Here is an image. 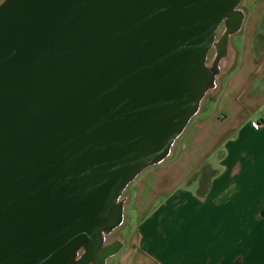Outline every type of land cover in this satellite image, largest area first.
Masks as SVG:
<instances>
[{
  "label": "water",
  "instance_id": "1",
  "mask_svg": "<svg viewBox=\"0 0 264 264\" xmlns=\"http://www.w3.org/2000/svg\"><path fill=\"white\" fill-rule=\"evenodd\" d=\"M241 1L0 2V264L120 251L122 194L216 88Z\"/></svg>",
  "mask_w": 264,
  "mask_h": 264
},
{
  "label": "crops",
  "instance_id": "2",
  "mask_svg": "<svg viewBox=\"0 0 264 264\" xmlns=\"http://www.w3.org/2000/svg\"><path fill=\"white\" fill-rule=\"evenodd\" d=\"M244 7L247 24L231 46L237 65L171 155L130 183L128 208L138 225L121 237L123 247L107 264H264V119L251 120L252 129L247 122L264 108V88L253 91L256 79H264V48L255 57L252 46L264 0ZM251 147L254 154L245 155ZM255 157L258 165L250 162ZM206 168L215 173L197 197L193 177Z\"/></svg>",
  "mask_w": 264,
  "mask_h": 264
},
{
  "label": "rangeland",
  "instance_id": "3",
  "mask_svg": "<svg viewBox=\"0 0 264 264\" xmlns=\"http://www.w3.org/2000/svg\"><path fill=\"white\" fill-rule=\"evenodd\" d=\"M2 0H0V2H1ZM249 1L250 0H242L241 1V3H240V8L241 9H243L244 11H245V7L244 6H247V4L249 3ZM260 20V19H259ZM246 24H247V21L245 22V19H244V21H243V24H242V27L243 28H245V26H246ZM245 25V26H244ZM242 29V28H241ZM257 29H258V25H257ZM221 30H222V27H220L219 29H218V31H217V36L220 34V32H221ZM256 32H257V30H256ZM256 34V33H255ZM241 36H242V34H241V32L239 31V32H237L236 34H234V35H232L231 37H230V47L231 46H233L234 47V45H235V42H237L238 44H239V42H240V39H241ZM255 36V35H254ZM253 40H254V38H253ZM252 46H253V51H254V45H253V43H252ZM262 50H263V48H262ZM262 50H261V52H262ZM261 52H260V54H261ZM213 50H210V52H209V54H208V62L211 60V58H212V56H213ZM254 54H255V52H254ZM259 54V55H260ZM258 55V56H259ZM258 56H256L255 55V57H258ZM237 57H238V54H237V52L235 51V50H233V48H231V52H230V55H229V58L228 59H225L224 60V63H223V71H222V73L218 76V78H217V86H216V88L214 89V90H212V91H210V92H208L207 94H206V96L204 97V99H203V101L201 102V105H200V109L202 108V107H205L206 105H208V102L210 101V99H212V98H216V94H217V92H218V90H219V88H220V85L222 84V82H223V80H224V78H225V75L231 70V69H233L236 65H237V62H238V60H237ZM264 76V75H263ZM262 76V77H263ZM261 77H259V78H257L256 79V81H255V83H254V85L256 84V87L257 88H264V79L263 80H261V81H259L258 82V80L260 79ZM260 83V84H259ZM262 90H258V89H255V93H258V92H261ZM212 104V103H211ZM195 118V116L190 120V122L193 120ZM264 119V108L262 107L261 109H257V110H255V111H252L251 112V114L248 116V127H250L251 128V126H250V121L251 120H254V121H258V122H261V119ZM189 122V123H190ZM188 123V124H189ZM187 127V126H186ZM252 129V128H251ZM253 131V130H252ZM183 133V132H182ZM255 133H257V132H255ZM180 137V136H179ZM178 137V138H179ZM177 141V140H176ZM180 141V140H179ZM175 145V144H174ZM174 147V146H173ZM251 149H254L253 147H251V148H246L245 149V151H244V154L245 155H247V156H249V155H253L254 153L253 152H251ZM171 155V154H170ZM256 156H258L259 158H261L259 155H256ZM258 157H255L254 159H252V160H250V162L251 163H253V164H259V158ZM246 159H248V158H246ZM262 159V158H261ZM263 161V160H262ZM241 162L242 161H237V164L238 165H240L241 164ZM150 167H148V168H146L145 170H143L135 179H139L141 176L140 175H142V174H144V173H146V171L149 169ZM210 170L209 169H203V171L202 172H200V173H198L195 177H194V180H200L201 179V177L203 176V174H208V172H209ZM218 174V171H217V173L215 174V175H217ZM213 176V175H212ZM134 179V180H135ZM210 180H211V177H210V179H209V182H210ZM199 183V182H198ZM192 184V183H191ZM209 184V183H208ZM130 185L131 184H129L128 186H127V188L124 190V192H123V194H122V197H124L125 198V207H124V222H123V224L121 225V226H119L118 228H116L111 234H110V236L108 237V240H111L112 238H114V237H122V238H124V236H125V234L126 233H128L129 232V230H132V229H135V227H137V221L135 220V219H131V217H130V212H129V208H128V206H129V202H130ZM196 185V184H195ZM197 186V185H196ZM196 186H192V185H188L187 186V188H189V189H192V188H195ZM197 188H198V186H197ZM206 194V193H205ZM205 194H203V195H199L198 193H197V190L195 191V195L197 196V197H203ZM133 215V218H135V215L136 214H132ZM116 259V257H110L108 260H107V262L108 263H111V262H113V260H115Z\"/></svg>",
  "mask_w": 264,
  "mask_h": 264
},
{
  "label": "trees",
  "instance_id": "4",
  "mask_svg": "<svg viewBox=\"0 0 264 264\" xmlns=\"http://www.w3.org/2000/svg\"><path fill=\"white\" fill-rule=\"evenodd\" d=\"M253 45H254L255 55L258 56L260 54L262 48H264V15L260 18V20L258 22V29H257V32L254 36ZM255 89H258V88H254L253 89L254 92H255ZM210 101L211 102L214 101V98L210 99ZM202 171L203 170H201L200 172H202ZM200 172H198V173H200ZM214 173H215V171L211 170L208 172V174H203L201 179L198 180L199 183H198L197 193L199 195L205 194V192L208 188L209 179H210V177H212V175ZM194 177H193V179H194Z\"/></svg>",
  "mask_w": 264,
  "mask_h": 264
},
{
  "label": "bare ground",
  "instance_id": "5",
  "mask_svg": "<svg viewBox=\"0 0 264 264\" xmlns=\"http://www.w3.org/2000/svg\"><path fill=\"white\" fill-rule=\"evenodd\" d=\"M224 63V62H223Z\"/></svg>",
  "mask_w": 264,
  "mask_h": 264
}]
</instances>
